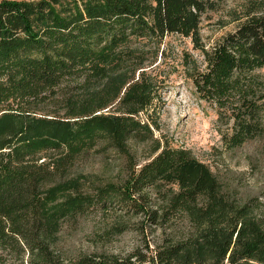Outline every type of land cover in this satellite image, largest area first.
<instances>
[{"label": "trees", "instance_id": "obj_1", "mask_svg": "<svg viewBox=\"0 0 264 264\" xmlns=\"http://www.w3.org/2000/svg\"><path fill=\"white\" fill-rule=\"evenodd\" d=\"M224 1L0 0V264H264V199L238 200L189 149L160 143L148 113L163 85L144 46L178 34L204 55L190 77L231 121L224 145L264 133V0L205 48L202 18ZM130 140L155 153L140 167ZM110 149L128 177L83 191L76 157ZM111 205L168 233L124 256L53 249L62 220Z\"/></svg>", "mask_w": 264, "mask_h": 264}, {"label": "rangeland", "instance_id": "obj_2", "mask_svg": "<svg viewBox=\"0 0 264 264\" xmlns=\"http://www.w3.org/2000/svg\"><path fill=\"white\" fill-rule=\"evenodd\" d=\"M261 2L225 0L219 10L207 12L200 24L201 43L205 48L214 45L236 28L240 20L235 18L242 16L248 6ZM144 47L148 58L146 69L163 85L159 93L161 100L148 109L150 114L157 112L154 137L162 144L189 149L238 200L252 196L264 199V133L234 148L224 145L222 135L229 131L231 121L218 119L216 108L199 96L190 77L193 71L205 66L202 51L189 37L178 34H168L158 45ZM57 109L47 104L38 112L52 115ZM145 115V112L140 114L142 118ZM128 146L136 167L155 154L150 142L130 140ZM126 165L125 157L112 149L90 150L81 152L68 172L69 176L83 175L82 190L90 191L93 186L106 183L122 184L128 177ZM119 227L124 230L117 232ZM165 233L168 230L146 223L142 213L134 214L111 205L105 210L94 208L62 220L53 249L64 258L90 252L124 256L137 248L145 251L146 244L153 247Z\"/></svg>", "mask_w": 264, "mask_h": 264}]
</instances>
